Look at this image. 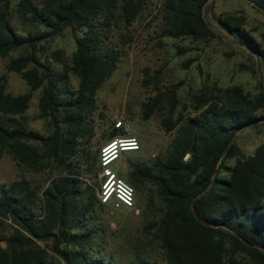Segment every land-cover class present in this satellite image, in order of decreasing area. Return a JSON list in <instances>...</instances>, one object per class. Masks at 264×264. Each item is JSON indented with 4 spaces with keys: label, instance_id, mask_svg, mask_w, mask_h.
Returning a JSON list of instances; mask_svg holds the SVG:
<instances>
[{
    "label": "trees",
    "instance_id": "16d2710c",
    "mask_svg": "<svg viewBox=\"0 0 264 264\" xmlns=\"http://www.w3.org/2000/svg\"><path fill=\"white\" fill-rule=\"evenodd\" d=\"M210 1L163 0L162 36L219 39L204 17ZM246 1L264 14V0ZM146 2L20 0L10 12V0H0V58H9L7 70L29 87L27 93L13 95L0 80V153L28 171L55 173L41 196L38 185L26 178L0 186V242L6 244L0 246V264H117L105 252L108 232L97 212L104 205L96 196L99 149H92V122L96 95L121 58L114 26L120 23L127 30ZM217 21L246 47L255 64L264 62V52L241 23L229 17ZM67 28L80 33L70 59L52 50L41 61L45 44ZM130 40L129 34L119 37L122 45ZM16 52L20 54L11 58ZM71 74L78 80L76 89ZM38 90L47 135L30 130L24 118ZM163 97L169 101L165 109ZM194 101L192 112L179 117L175 90L143 104L144 119L163 111L164 129L179 127L163 159L151 165L128 162L127 182L135 198L136 191L147 190L145 207L153 214L143 225L150 239L137 247H157L162 254L161 263L136 254L129 264H264V144L246 157L235 141L247 128L264 123V115H258L264 92L250 96L242 87L230 86L201 93ZM118 134L113 128L106 140ZM156 205L157 211H151Z\"/></svg>",
    "mask_w": 264,
    "mask_h": 264
},
{
    "label": "rangeland",
    "instance_id": "374dc122",
    "mask_svg": "<svg viewBox=\"0 0 264 264\" xmlns=\"http://www.w3.org/2000/svg\"><path fill=\"white\" fill-rule=\"evenodd\" d=\"M32 1L36 3L39 0ZM19 2L10 0V12L14 11ZM162 2L147 0L144 11L127 30L122 24H115L113 41L120 49L121 58L112 76L96 95L98 110L92 122V149L100 151L104 144L123 135V131H120L114 138L106 140L107 133L116 129L118 121L140 142L139 151L124 152L116 163L118 176L126 182L131 171L129 161L151 165L155 159H163L176 137L179 126L166 131L161 124L163 111L156 110L148 119L143 117V104L151 101L158 93L175 90L179 103L175 116L179 117L180 113L188 115L192 112L194 100L201 93L209 94L230 86H240L250 96H255L259 89L264 92V62L255 64L246 47L239 45L217 21L218 18L229 17L241 23L242 29L256 40L259 50L264 52V14L261 11L246 0H211L204 10V17L220 38L195 42L162 36ZM16 28L23 30L18 24ZM79 34L67 28L49 40L40 56L41 61L52 50H60L66 59H70L75 50V37ZM121 34L131 35V40L125 45L119 42ZM19 54L13 53L11 58ZM8 62L9 58H0V80L6 91L13 95L27 93L29 87L20 75L7 70ZM70 85L73 89L78 85L73 74L70 75ZM39 97L40 90L32 93L24 118L30 130L47 135L46 122L40 117L38 109ZM162 104L163 109L169 106L167 97H163ZM258 115H264V109ZM235 141L244 156L252 155L258 146L264 144V123L257 128H247L236 136ZM233 164L234 160L228 162L229 166ZM98 174L95 180L98 185L96 196L100 184ZM54 176L55 173L49 170L40 173L28 171L20 167L10 155L0 153V186L26 178L32 185H38L41 196ZM88 183L92 185L93 182L89 180ZM147 193L145 188L140 193L136 191V210H114L110 205L97 209L108 232L105 252L112 254L117 264H129L136 254L149 261L162 262V254L157 247H137L138 244H147L150 239L143 232V225L153 217L145 207ZM150 209L156 212L158 206ZM7 225L6 233L9 234L12 232L11 223L8 221ZM38 245L47 247L43 242H38ZM0 246L5 248V242L1 241Z\"/></svg>",
    "mask_w": 264,
    "mask_h": 264
},
{
    "label": "built area",
    "instance_id": "2783aa9c",
    "mask_svg": "<svg viewBox=\"0 0 264 264\" xmlns=\"http://www.w3.org/2000/svg\"><path fill=\"white\" fill-rule=\"evenodd\" d=\"M116 129L123 131L104 144L99 151V190L97 197L103 205H110L114 210L120 208L136 210V198L133 187L120 178L116 163L124 152H136L141 148L139 140L132 136L121 121L115 124Z\"/></svg>",
    "mask_w": 264,
    "mask_h": 264
}]
</instances>
